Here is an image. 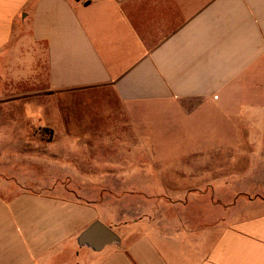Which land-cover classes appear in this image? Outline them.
<instances>
[{"label": "crops", "instance_id": "crops-1", "mask_svg": "<svg viewBox=\"0 0 264 264\" xmlns=\"http://www.w3.org/2000/svg\"><path fill=\"white\" fill-rule=\"evenodd\" d=\"M263 63L264 0H0V264H264V198L164 230L97 193L174 174L260 191L241 158L264 138ZM95 221L118 241L80 246Z\"/></svg>", "mask_w": 264, "mask_h": 264}, {"label": "rangeland", "instance_id": "rangeland-1", "mask_svg": "<svg viewBox=\"0 0 264 264\" xmlns=\"http://www.w3.org/2000/svg\"><path fill=\"white\" fill-rule=\"evenodd\" d=\"M261 70L264 71V63ZM259 80H264V72L259 73ZM151 119L152 121H147V129L158 130L157 134L155 133L153 135V141L157 146L163 145L164 148L163 143L170 141L171 135L170 133L162 131L169 130L170 126L163 125L166 121L163 122L160 116ZM213 122L210 123L211 126L209 129L216 128L217 126L219 127L223 123L226 124V121L218 118H216L214 123ZM227 123H229L230 126L234 124L233 121H227ZM167 138H169V140L166 141ZM209 140L212 145V142L217 143L222 141V138L211 137ZM244 140L247 142H255L253 145L249 144V148L253 150V152L255 148L259 149L263 147L264 150V138L249 137L243 139V141ZM167 144H169V142ZM253 152L242 154V165L247 166L251 162L259 165L264 163V152ZM176 170L177 169H169L168 173H174ZM35 171L37 172V170ZM254 172L264 174V170H257ZM175 175L177 176V174L167 175L160 179L162 182H165L167 186H103L97 187V193L103 196L105 200L101 202L104 209L110 210L113 208L115 215H117L115 216V220L119 225L126 220L123 218L122 213H124V216L127 213V215L130 216V221L147 218L146 224L148 226L164 230L170 227H177L181 222H179L180 217L183 218V224H185L187 219L186 215H188L187 220L190 219V210L193 212L194 218L192 220L194 224L201 223L202 221L213 223L214 220L218 219L217 215H219L222 209L228 208L229 203L232 202L231 196L234 197L233 199L241 197L242 201L251 198H264V186L259 187L260 191L257 193L239 192L242 188L238 186H170L167 180ZM79 188L89 189V187ZM90 192L95 193L96 191L92 187L90 188ZM191 193H193V199L190 198L191 200L188 199L186 201ZM107 199H110V201H106ZM186 211H188V214H185Z\"/></svg>", "mask_w": 264, "mask_h": 264}, {"label": "water", "instance_id": "water-1", "mask_svg": "<svg viewBox=\"0 0 264 264\" xmlns=\"http://www.w3.org/2000/svg\"><path fill=\"white\" fill-rule=\"evenodd\" d=\"M118 241L117 235L99 221L93 222L77 238L80 246H87L95 251Z\"/></svg>", "mask_w": 264, "mask_h": 264}]
</instances>
